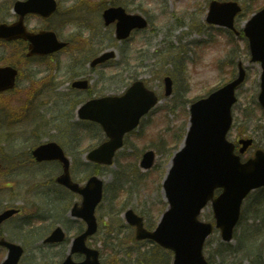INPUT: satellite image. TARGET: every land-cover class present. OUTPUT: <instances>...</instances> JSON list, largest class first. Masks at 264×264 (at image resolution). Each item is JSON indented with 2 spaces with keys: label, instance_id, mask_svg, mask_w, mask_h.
I'll list each match as a JSON object with an SVG mask.
<instances>
[{
  "label": "rangeland",
  "instance_id": "1",
  "mask_svg": "<svg viewBox=\"0 0 264 264\" xmlns=\"http://www.w3.org/2000/svg\"><path fill=\"white\" fill-rule=\"evenodd\" d=\"M15 1L0 0V23L17 20L13 10ZM58 1L60 9L50 20L37 16L26 19L29 29L53 28L61 40L72 42L71 47L60 52L54 61L27 60L21 44L0 42V66L14 63L21 73L15 91L0 97V112L4 115L8 112L7 118L0 120L4 121L0 123V211L10 205L23 209L21 215L0 227L1 234L24 246L26 253L20 264H57L60 257H53L54 254L67 255L73 225L79 221L70 218L74 222L66 226L64 220L56 218L52 212L44 214L46 222L39 224L36 221L41 209L54 208L47 202L48 191L53 193V187L56 188L50 181L60 169L54 163L29 162L26 157L36 145L54 140L63 144L76 162L73 174L77 180L84 182L89 174L98 171L110 187L120 175L126 176L122 184L124 191L119 193L118 188L106 191V199L97 213L100 231L91 238L89 245L102 250L104 264H140L138 260L145 252L148 255V251H152L154 255L162 250L156 249L154 243L136 241L133 238L135 231L126 222L124 212L128 208L137 212L149 211L150 226L157 225L165 207L161 182L171 162L169 151L175 153L181 146L174 144L164 153L167 150L158 142V134L182 130V121L184 125L188 123L186 109L191 103L227 83L232 75L236 76L237 65L242 62L247 69V79L237 92L239 100L234 107L235 122L229 138L237 142L251 136L256 146H263L264 110L258 102L261 65L251 62L248 41L243 34L206 24L211 0ZM234 1L244 8L236 19V29L242 32L252 15L264 7V0ZM89 3L92 4L90 9ZM113 3L146 16L150 28L136 32L126 42H118L114 26L105 27L101 17L103 10ZM199 28L202 30H196ZM110 48L116 50V59L91 71L88 64L93 54ZM82 74L90 75L94 97L121 94L127 85L140 78L162 98L140 127L127 137V144L111 167L97 168L85 163L88 150L98 145L104 135L94 124L80 122L72 109L75 97L69 92L70 84L74 77ZM166 75L174 81L175 93L170 98L163 95ZM27 102V111L16 114L21 116L20 122L8 120L13 114L6 105H12L15 111ZM149 149H154L158 157L156 166L147 172L140 168L139 156ZM252 152L250 150L245 157L251 156ZM114 193L115 201L112 199ZM253 195L243 205V215L232 242L224 243L219 230L208 239L205 255L213 264H264V213H255ZM263 197L262 192L257 193L254 201ZM73 198L75 202L81 200L74 195ZM56 205L58 213L63 211L60 203ZM201 219L214 222L211 204L203 210ZM31 221L34 222L28 228L27 223ZM57 225H61L70 238L68 244L58 248H43L37 235H44L45 231L39 230L37 235L28 232L36 226L50 233ZM250 225L262 232L255 240V232L244 234ZM252 241L257 243L258 249ZM32 256H35V262ZM5 257L6 250L0 248V264ZM172 258V254L162 251L148 264H170Z\"/></svg>",
  "mask_w": 264,
  "mask_h": 264
},
{
  "label": "water",
  "instance_id": "2",
  "mask_svg": "<svg viewBox=\"0 0 264 264\" xmlns=\"http://www.w3.org/2000/svg\"><path fill=\"white\" fill-rule=\"evenodd\" d=\"M55 0H29L17 2L16 12L20 15L17 23L0 25V39L14 40L23 38L31 42L30 55H45L62 49L67 44L58 41L53 32L42 31L29 33L24 26V17L28 13L51 15L56 9ZM241 11L235 2L211 4L209 23L234 28V18ZM106 25L116 22V35L119 40L126 39L134 29H144L148 22L143 16L127 14L122 7H112L104 12ZM250 39L253 61H262L264 69V10L255 15L246 27ZM115 52L102 54L92 62L95 67L114 58ZM17 70L7 66L0 68V92L13 88ZM245 79L241 69L239 77L209 98L193 104L191 128L185 146L173 159V166L164 182L169 208L154 232L144 229L142 218L132 210L127 212L128 221L137 227V239L150 238L161 246L175 252L174 264H210L203 255L205 240L213 231L211 223L199 221L201 210L210 199L213 200L217 227L222 230L225 241L233 238L234 227L240 219L243 199L253 189L264 186V151H258L255 158L242 163L235 155V146L226 140V134L232 124L231 107L236 101L234 92ZM165 95L172 94V80L165 78ZM75 87L87 88L88 82L74 83ZM259 100L264 107V72L262 92ZM159 101L153 91L145 88L143 81H137L122 97H106L91 100L79 109L82 119L99 122L110 140L88 155L92 161L112 164L117 149L123 145L124 135L134 129L141 119ZM241 152L252 144L251 140H242ZM38 162L58 160L63 164L64 173L57 182L82 194V206L76 205L72 213L84 218L88 229L74 243L72 252L84 253L87 258L79 264H100L98 252L88 249L85 242L88 236L97 230L95 209L102 199L103 181L98 177L90 178L81 188L70 177V160L60 145L55 142L40 145L33 151ZM142 167L150 169L155 164V154L147 152L142 160ZM223 188V193L214 198L216 188ZM16 210L0 215V223L11 217ZM64 232L58 228L48 241H62ZM9 248V256L4 264H18L23 249L3 241ZM63 264H76L71 256Z\"/></svg>",
  "mask_w": 264,
  "mask_h": 264
},
{
  "label": "trees",
  "instance_id": "3",
  "mask_svg": "<svg viewBox=\"0 0 264 264\" xmlns=\"http://www.w3.org/2000/svg\"><path fill=\"white\" fill-rule=\"evenodd\" d=\"M262 192V194H264V188L261 189L259 191V193ZM255 205V213L256 214H261V213H264V197L263 199H261L260 201H258V203L254 204Z\"/></svg>",
  "mask_w": 264,
  "mask_h": 264
},
{
  "label": "flooded vegetation",
  "instance_id": "4",
  "mask_svg": "<svg viewBox=\"0 0 264 264\" xmlns=\"http://www.w3.org/2000/svg\"><path fill=\"white\" fill-rule=\"evenodd\" d=\"M55 57H56V56L54 55V56H52V57H49V59L52 60V61H54V60H55ZM45 59H46V58H42V57H41V58H39L38 60L44 62ZM144 218H145V217H144ZM2 225H3V224H2ZM83 225H84V223H83ZM0 227H2V226L0 225ZM84 227H85V225H84ZM53 229H54V228H53ZM53 229H52V230H53ZM1 233H2V231H1V228H0V237H5V236H3ZM50 246H51V247H54V245H49L48 247H50Z\"/></svg>",
  "mask_w": 264,
  "mask_h": 264
}]
</instances>
